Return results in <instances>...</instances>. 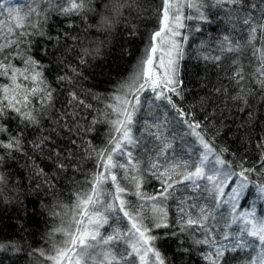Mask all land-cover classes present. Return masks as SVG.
<instances>
[{
  "label": "snow or ice",
  "instance_id": "6c2138e0",
  "mask_svg": "<svg viewBox=\"0 0 264 264\" xmlns=\"http://www.w3.org/2000/svg\"><path fill=\"white\" fill-rule=\"evenodd\" d=\"M42 2L44 7L37 3L24 14L8 8L7 18L0 19V200L11 203L18 196V185L13 182L9 187L7 166L9 161L18 163L22 158L34 192L55 189L56 181L61 179L74 187L70 204L58 201L48 206L50 215L59 223L48 233L50 247L34 250L45 261L136 264L138 259L139 264H168L156 247L158 237L153 230L169 227L166 203L176 199L178 185L213 193L212 199L219 206L229 180L239 176L240 183L229 196L235 211V201L243 194L249 175H264V0H214L227 26L219 37L201 41L196 58L205 63V71L208 65L217 70L218 80L212 84L209 96L214 94L220 103L202 117L194 109L181 107L178 100L185 99L187 87L181 77V61L191 34L186 22H211L203 11L205 0H160L158 27L149 34L137 70L121 81L110 96L87 90L88 97L103 103L87 127L77 119L79 109H93V104L86 102L79 86L88 79L84 69L99 53V47L84 46L71 18L83 17L87 21L84 14L95 11L93 0ZM102 7L108 14H98V24L86 23V33H106L123 15L125 4L111 0L110 5ZM4 12L0 8V14ZM52 14L64 18L67 27L75 28L77 34L49 31ZM238 24L243 35H233ZM194 31L200 32L201 28L196 26ZM129 32L134 34L135 28ZM40 40L43 43L38 59L33 48ZM49 71L56 73L55 86L46 75ZM208 83L205 80L203 86ZM60 86L66 93L67 107L58 109ZM146 91L155 93V100L166 101L185 118L204 149L198 162L169 156L171 142L163 134V125L155 120L144 122L140 137L134 134L141 95ZM204 104L205 98H201ZM241 116L243 119L237 123ZM99 123L108 126L102 146L86 139ZM234 125L239 135L233 138L245 153L255 149L258 156L252 165H247V155L241 157L239 172L232 170V161L223 158L230 152L229 147L216 143L224 130ZM61 132L68 135L66 144L57 140L65 139ZM149 144L153 146L149 148ZM210 157L220 167L211 165ZM89 162L92 167L85 172ZM78 173L83 175L82 181L76 178ZM153 179L159 188L150 193L147 185ZM260 191L264 193V184ZM179 204L181 231L200 233L194 243L203 247L205 264H227L226 254L240 247L239 242L230 246L217 238L215 226L210 223L215 216L208 206L186 205L183 199ZM233 219L241 220L243 231L260 241V251L252 264H264V219L253 213H242ZM223 240H228L227 234Z\"/></svg>",
  "mask_w": 264,
  "mask_h": 264
},
{
  "label": "trees",
  "instance_id": "16d2710c",
  "mask_svg": "<svg viewBox=\"0 0 264 264\" xmlns=\"http://www.w3.org/2000/svg\"><path fill=\"white\" fill-rule=\"evenodd\" d=\"M122 2L125 4L123 15L116 18L113 26L106 33L101 31L86 33L85 24H98V14H108L102 6L110 5L111 0H93L92 7L95 11L84 14L87 16V21H84L83 17L71 18L76 28L80 30L78 34L84 46L99 47V53L95 55L94 59H90V66L84 69L88 79L83 80L79 86L84 93L86 102L93 104V109H79L77 119L86 127L90 125L93 117L98 115L97 110L103 107L102 102L87 96V90L91 89L94 94L110 96L121 81L130 77L137 70L138 62L144 56L149 34L158 27L159 13L157 9L160 0H122ZM37 3L41 7L45 6L42 0H0V8L5 9V12L0 14V19L7 18V9L12 6H22L21 14H24L29 11L30 7H36ZM97 5L101 7H97ZM203 11L209 17L210 23L196 20L186 22L191 34L188 44L185 45V59L181 61V77L185 80L187 87L184 93L185 99L178 100L181 107L194 109L200 117L204 116L205 111L219 104L220 99L214 94L209 96L212 84L218 80L217 70L208 65V70L205 71V63L196 57L198 51H201V41H210L212 38L219 37L227 26L223 13L219 12L214 0H205ZM218 12L219 14H217ZM48 26V30L53 33L67 30L74 35L77 34L75 28H68L67 21L56 14H52ZM196 26L201 28L200 32L194 31ZM133 27L135 32L130 34L129 29ZM237 33L243 35L239 24L233 35ZM101 41H103L102 44ZM42 43V40L38 41L33 48V54L38 59L41 58L39 49ZM75 55L76 53H71V56ZM55 74L54 71L46 73L49 80L53 81L54 86ZM221 75L223 74L221 73ZM205 80L209 81L207 87L203 86ZM59 91L61 94L57 99V108H66L67 105L64 103L66 93L63 91V86H60ZM154 97L155 93L150 91L141 95V108L135 117L134 134L140 137L144 122L155 120L163 125V134L171 142V148L167 153L169 156L181 157L189 160L190 163L198 162L204 149L184 122L185 118L178 115L166 101L155 100ZM201 98H205L203 106ZM216 119L219 122V110H217ZM240 119L243 117L237 119V123L240 122ZM107 131L108 126L99 123L95 125V131L87 134L86 139L92 140L96 146H102L106 141ZM60 135L65 139L60 140L57 137L58 142L66 144L68 135L65 132H61ZM235 135H239V133L236 132L234 125L224 130L223 136L218 138L216 143L229 147L230 152L224 153L223 158L232 161V170L239 172L240 168L237 165L241 157L247 155V165H252L257 161L258 156L255 149H249L245 153L243 147L233 138ZM152 146L148 145L149 148ZM231 153H236V156ZM23 163L21 158L18 163L9 161L7 166V172L10 174L9 187L15 182L19 192L18 196L12 198L11 203H4L0 200V245L4 246L0 248V264H50L39 255L38 251L34 250L50 247L48 233L58 225L59 221L50 215L48 206L54 205L58 201L70 204L74 187L67 179H61L56 181L55 189H44L36 193L28 183L31 177L23 168ZM215 166L220 167L219 165ZM255 166L259 167V164L257 163ZM91 167V162L87 163L84 166L85 172L89 171ZM68 175L72 174L68 173ZM76 178L81 181L84 179L83 175L79 173ZM240 180L239 176H233L229 180L224 189L225 195L220 198L222 203L219 206L213 201L211 192L195 189L191 185L177 186L176 199H170L166 203L169 227L153 230V235L158 237L155 242L156 247L166 257L168 264H205L201 256L203 247L194 243V240L200 237V233H192L191 230L181 231V224L178 222L181 199L185 200L186 205L198 203L209 207L215 216V220H211L210 223L215 226V234L222 243L231 246L239 242L240 247H236L226 254L227 264H252L256 253L260 251V241L257 237L250 236L246 231H243L244 223L239 219L234 220L233 217L242 213H253L257 218L264 219V193L260 191V185L264 184V175L259 172L249 175V181L243 189L236 210L231 213L226 204V197L233 189L237 188ZM201 183L204 182L201 181ZM156 184L159 185L154 179L150 180L147 191L155 192L159 188ZM13 191L16 192L17 189L14 188ZM225 234L228 236L226 241L223 240ZM56 239L58 240L60 237H56Z\"/></svg>",
  "mask_w": 264,
  "mask_h": 264
},
{
  "label": "rangeland",
  "instance_id": "374dc122",
  "mask_svg": "<svg viewBox=\"0 0 264 264\" xmlns=\"http://www.w3.org/2000/svg\"><path fill=\"white\" fill-rule=\"evenodd\" d=\"M32 6V5H31ZM11 8H13V9H15V10H18L20 13H22V6H19V5H17V6H15V7H11ZM3 14V13H2ZM1 17V16H0ZM2 19H6L5 17L4 18H2ZM202 155V154H201ZM176 159H180V160H186V161H189V160H187V159H183V158H178V157H175ZM210 159V162H211V165H213V166H215L214 165V159H212L211 157L209 158ZM190 162V161H189ZM206 170H207V166H206ZM156 186H157V184H156ZM157 187H159V185L157 186ZM232 192V191H231ZM231 192H230V194H231ZM230 194H228L227 195V197H226V204L228 205V207H229V209H230V211H231V213L232 212H234L233 211V207H232V205H233V201L232 200H230V198H229V196H230ZM238 202H239V199L237 200V201H235V204H236V207H237V205H238ZM236 207H235V210H236ZM110 230V229H109ZM136 264H139V261H138V259H137V262H136Z\"/></svg>",
  "mask_w": 264,
  "mask_h": 264
}]
</instances>
